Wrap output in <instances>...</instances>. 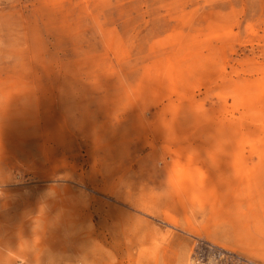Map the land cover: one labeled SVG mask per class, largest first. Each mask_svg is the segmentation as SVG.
Wrapping results in <instances>:
<instances>
[{"label":"rangeland","instance_id":"1","mask_svg":"<svg viewBox=\"0 0 264 264\" xmlns=\"http://www.w3.org/2000/svg\"><path fill=\"white\" fill-rule=\"evenodd\" d=\"M4 264H264V0H0Z\"/></svg>","mask_w":264,"mask_h":264},{"label":"clouds","instance_id":"2","mask_svg":"<svg viewBox=\"0 0 264 264\" xmlns=\"http://www.w3.org/2000/svg\"><path fill=\"white\" fill-rule=\"evenodd\" d=\"M11 59L8 42L0 39V62H8ZM0 264H4V262L0 260ZM48 264H58V262L55 257H50Z\"/></svg>","mask_w":264,"mask_h":264}]
</instances>
